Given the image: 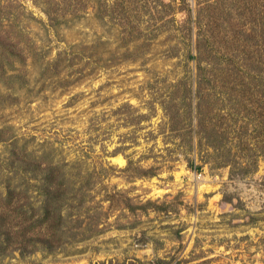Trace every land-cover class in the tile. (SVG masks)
Here are the masks:
<instances>
[{
	"label": "rangeland",
	"instance_id": "obj_1",
	"mask_svg": "<svg viewBox=\"0 0 264 264\" xmlns=\"http://www.w3.org/2000/svg\"><path fill=\"white\" fill-rule=\"evenodd\" d=\"M214 2L0 0V36L26 56L0 76V190L20 183L38 205L37 161L73 187L60 229L0 264H264V156L239 159L231 136L234 166L170 129L174 108L190 130L199 66L212 69L198 36L225 54L242 23L225 0L232 18L214 37ZM214 78L216 113L228 100Z\"/></svg>",
	"mask_w": 264,
	"mask_h": 264
},
{
	"label": "trees",
	"instance_id": "obj_2",
	"mask_svg": "<svg viewBox=\"0 0 264 264\" xmlns=\"http://www.w3.org/2000/svg\"><path fill=\"white\" fill-rule=\"evenodd\" d=\"M230 1L236 4V15L240 16V19L233 17L234 20H240L242 23L232 20L233 23L240 24H234L228 37L222 35L225 40L230 38V41L226 40L229 47L225 54H220L219 49H209L204 39L205 34L197 38L198 58L207 55L213 65L207 74L212 76L211 79L210 75L206 78L207 75L201 72L205 68L199 66L194 92L197 103L194 105L195 113L190 116V130L183 126L181 129L177 110L171 108L167 114L171 130H183L187 134L190 132L189 139L193 141L196 137L199 139L198 143L205 139L208 147L228 159L224 160V163L235 166L236 163L239 165L240 161L253 160V156L257 154L264 156V0ZM224 2L225 0H215L213 3L219 5V12L212 20L214 37L221 35L224 21H231L232 18L225 15ZM46 12L50 15L49 11ZM1 17L0 10V20ZM243 19L246 20L242 21ZM3 37L0 36V76L5 75L9 69H16V61H21V64L26 62L20 40L12 39L9 35ZM225 55L229 61L223 63L220 57ZM213 76L218 79L228 100L223 104L224 107L218 106L216 113L213 106H206L204 103L208 99L206 102L211 104L209 84ZM190 100L193 112V99ZM223 115L226 116L224 119L227 122L218 118ZM239 116L242 120H239ZM232 117L234 121L230 120ZM231 136L237 140L236 153L239 159L243 160L231 158V150L226 144V140ZM191 146L193 147V142ZM7 166L17 171L26 170L28 167L17 168L14 162L7 163ZM37 167L43 172L37 186L40 193L38 205L35 206L36 203L29 200L27 190L23 189L20 183L11 186L12 182H8L5 191L0 190V255L14 248L23 251H31V247L37 249V241H46V234L52 235L61 227L64 199L73 187L66 183V175L57 171V165L37 161ZM242 168L244 172L245 166Z\"/></svg>",
	"mask_w": 264,
	"mask_h": 264
}]
</instances>
